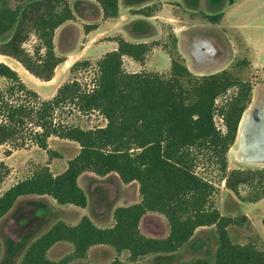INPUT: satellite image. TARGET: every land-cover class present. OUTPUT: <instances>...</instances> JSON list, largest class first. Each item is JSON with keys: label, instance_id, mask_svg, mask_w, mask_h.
I'll return each instance as SVG.
<instances>
[{"label": "trees", "instance_id": "16d2710c", "mask_svg": "<svg viewBox=\"0 0 264 264\" xmlns=\"http://www.w3.org/2000/svg\"><path fill=\"white\" fill-rule=\"evenodd\" d=\"M95 1L105 20L119 17V0ZM155 11L147 7L135 14L151 17ZM69 21H75L71 0L29 1L11 38L0 42V56L15 60L35 78L51 82L57 67L66 61L56 53L55 35ZM97 28L84 27L87 33ZM33 37L35 44L29 50L25 45ZM114 41L117 50L97 62L90 84L73 80L50 99H43L15 69L0 61V78L7 82L5 88L0 87V149L8 147L5 154L11 156L33 143L51 156L58 155L50 151L52 137L81 147L64 173L55 176L49 167H43L4 192L0 196V222L25 196H49L58 205L87 207V195L78 182L85 172L101 177L117 173L125 184L137 182L141 196L140 203L115 210L111 228H99L88 217L75 226L58 221L29 244L20 264H54L48 254L60 242L74 249L58 264L85 260L89 250L98 245L116 251L117 258L111 264H123V252L135 264L148 256L174 254L191 241L197 229L212 226L217 240L214 256L181 264H264V248L233 242L229 227L240 224L239 219L220 213L214 202L216 184L197 171L205 160L235 195L240 197V187L247 186L252 194L250 202L264 199V170H228V153L238 140L240 121L252 102L253 85L230 70L194 75L179 54L178 58L171 56L168 76L130 73L124 68V58L144 65L153 46L130 43L123 37ZM174 46L178 49L177 38ZM78 68L89 70L92 64L79 61L71 71ZM226 96L219 105L218 100ZM59 113H98L107 124L85 128L58 119ZM217 116L225 130L218 127ZM149 212L166 218L170 229L167 238L144 235L140 223Z\"/></svg>", "mask_w": 264, "mask_h": 264}, {"label": "rangeland", "instance_id": "374dc122", "mask_svg": "<svg viewBox=\"0 0 264 264\" xmlns=\"http://www.w3.org/2000/svg\"><path fill=\"white\" fill-rule=\"evenodd\" d=\"M20 1L22 9L32 0ZM149 1L151 0H144V3ZM165 1L181 4L170 3L166 11L161 14V22L167 20L165 18L169 16L172 23L164 25L160 33L154 29L150 30V26L145 23L148 26V33L153 36L151 39H155L149 43L153 46L152 50L147 55L144 65L138 62L130 65L128 59H124L125 70L127 72L146 71L168 76L171 70V56L178 58L179 54L186 64L179 52V47L175 49L174 46V39L179 36L182 41V52L188 59V68L194 75L206 76L230 70L253 85L252 102L244 114L240 131L246 116L250 113L260 110V114L264 116V0ZM159 7H162L161 3L155 5L156 9ZM76 10L80 23L62 26L56 32V53L67 61L57 68L51 82H43L35 78L13 59L0 57V60L15 69L25 84L43 99L54 97L62 85L73 80L90 84L95 75L97 62L111 49L112 44L109 41L122 37L121 35L109 37L108 33L104 32L89 34L85 31L84 23L100 20L99 16H102L100 7L99 11L94 7L88 13L87 5L78 3ZM207 16H212L215 20H210ZM156 20L158 19L149 22L154 26L157 25ZM14 23H17L14 14L5 11L0 19V42L4 40L9 31L14 30L16 25ZM217 23L219 25H216ZM128 29L132 30L133 25H129ZM34 44L35 38L33 37L25 47L32 50ZM156 50L160 52L156 53ZM85 60L91 62V69L78 68L71 71V67L76 62ZM198 72L204 74L199 75ZM6 84V80L0 78V87L5 88ZM230 95L232 92L228 94ZM228 96L220 98L218 104L224 103ZM58 119L67 120L85 128L104 127L107 124V121L98 113L89 116H82L79 113L70 115L59 113ZM216 123L219 128L225 130L220 116L216 117ZM237 137L238 140L236 139L228 153L229 172L235 169L264 170V163H253L242 158L240 132ZM49 148L51 152L58 155L51 156L49 152L33 143L13 151L11 156L5 154L8 147H2L0 149V196L17 182L33 176L43 167H48L47 164L53 159H62L60 163L63 164L64 161L69 162L70 159L75 158L81 150L76 142L60 141L54 138L49 139ZM58 169L62 168L58 167ZM197 171L216 184L217 193L214 196V202L220 213L239 219L240 224L229 227L233 242L242 245L254 244L263 249L264 199L250 202L252 194L247 186L240 187V197L235 195L226 187L217 169L205 160L201 161ZM50 200L41 197L21 198L11 212L1 220L0 264H20L29 244L41 236L54 221L65 217L64 213L51 212ZM216 249L215 227H205L198 230L192 240L180 251L174 254L150 256L135 264H181L198 258H212ZM69 251V247L62 245L55 247L48 256L54 264H58L60 260L72 253ZM109 255L108 251H94L90 259L83 261L84 264L93 262L106 264L116 257ZM120 259L123 264H131L126 255L120 256Z\"/></svg>", "mask_w": 264, "mask_h": 264}, {"label": "crops", "instance_id": "0c3cea01", "mask_svg": "<svg viewBox=\"0 0 264 264\" xmlns=\"http://www.w3.org/2000/svg\"><path fill=\"white\" fill-rule=\"evenodd\" d=\"M78 3H84L85 5H87L88 13H90L92 8L94 7L98 11H99V7L102 10V16H99L100 20L96 22L88 21L87 23H84V25H97L98 26L96 30L89 32V34H92V32H96V33L104 32V33H108L109 37L110 36L114 37L115 35H121L126 41L130 43L149 44L151 43V41H154L155 39H151V37L153 36L152 34L148 33L147 27L150 26V30L154 29L156 30L157 33H160L159 31L163 29L164 25L172 23L170 22L171 18L169 16L165 18L167 20H163L161 22L160 20L161 14L164 11H166V8L169 6L170 3H179V2H169L165 0H151L148 3H144V0H119V17L116 19L105 20L103 18V9L97 1L95 0H71V7H72V10H73V13L76 19L75 21L66 22L62 26L68 25L70 23H77V24L80 23V17L76 10V6ZM158 3H161L162 7L161 8L159 7L158 9H156L155 5ZM21 6L22 4L20 0H1L0 19L3 16L4 12L7 11L11 14H14L15 19L18 22L20 13L22 11ZM147 7L155 8L156 11L155 13H153V16L147 17L144 15L135 14V12L141 9H145ZM154 19H158L156 20L157 25L152 26L149 21H153ZM135 23H140V24L136 25ZM143 23L144 25L145 23L146 25L148 24V26L146 25L144 26ZM14 24L17 25V23H14ZM129 25H133L132 30L128 29ZM216 25H219V23H217ZM13 32L14 30L9 31V33H7V35L5 36L2 42H7L11 38ZM177 39H178L179 52L181 53L182 57L186 61L187 66L189 67L188 59L183 54L182 49H181V44H182L181 38L177 36ZM109 43L112 44L109 52L117 50L118 44L115 41H109ZM156 51H157L156 53L160 52V50H156ZM161 53H164V52H161ZM0 57L8 58L4 56H0ZM124 59H128V61L130 62V65L137 63L128 57H125ZM137 72H140V71H133L130 73H137ZM197 74L202 75L204 73L198 72ZM52 138L58 139L55 137H52ZM59 140L61 141V139ZM60 161H62V159H53L49 164H47V166L50 168L51 172L55 176L64 173L68 167L67 161H64L63 164H61ZM58 167L62 169L59 170ZM78 182H79L80 187L84 190L88 198V204H87V207L85 208H79L74 205H58L57 202L52 197H49V196H25V197H41V198L51 199L50 200L51 206L49 207L51 208V212L58 211V212L66 214L64 215L65 217L59 218L56 221H54L47 230H49L58 221H63L68 225L75 226L84 217L90 218L91 221L99 228H102V229L111 228L115 225L114 212L117 208L132 206V205L140 203L141 201V196L139 192V184L137 182L125 184L123 183V181L121 180V178L119 177L117 173H111L105 177H101L92 172H85L79 177ZM25 197H21V198H25ZM140 227L144 235L148 237H152V238H167L170 232L169 225H168L166 218L159 213L149 212L148 214H146L141 220ZM203 228L205 227H201L197 229V231ZM197 231L195 232V234L197 233ZM62 245L69 247L70 249L69 252H73L74 248L71 244L66 243V242H60L54 245L50 249L49 253L55 247L62 246ZM94 251H104V252L108 251V253L111 256L113 255L114 257L115 256L117 257V253L112 247H109L106 245H98V246L92 247L89 250L87 259L91 258L92 253ZM124 255L129 257V254L127 252H123L121 256H124ZM159 255H165V254H157V255H152V256H159ZM115 258L112 259L111 262L106 263V264H111L115 260ZM140 261H138L137 263H139ZM71 264H84V261L78 260V261L72 262ZM92 264H104V263H96V262L94 263L93 262Z\"/></svg>", "mask_w": 264, "mask_h": 264}, {"label": "bare ground", "instance_id": "6f19581e", "mask_svg": "<svg viewBox=\"0 0 264 264\" xmlns=\"http://www.w3.org/2000/svg\"><path fill=\"white\" fill-rule=\"evenodd\" d=\"M259 111L246 116L239 128L241 156L253 163H264V116Z\"/></svg>", "mask_w": 264, "mask_h": 264}, {"label": "water", "instance_id": "95a60500", "mask_svg": "<svg viewBox=\"0 0 264 264\" xmlns=\"http://www.w3.org/2000/svg\"><path fill=\"white\" fill-rule=\"evenodd\" d=\"M245 114V113H244ZM243 117H244V115H243ZM243 117H242V119H241V121H240V124H241V122H242V120H243ZM239 128H240V125H239ZM238 132H239V130H238Z\"/></svg>", "mask_w": 264, "mask_h": 264}]
</instances>
